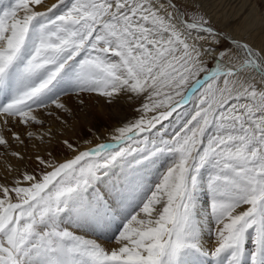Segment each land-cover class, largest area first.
<instances>
[{"label": "snow or ice", "instance_id": "6c2138e0", "mask_svg": "<svg viewBox=\"0 0 264 264\" xmlns=\"http://www.w3.org/2000/svg\"><path fill=\"white\" fill-rule=\"evenodd\" d=\"M222 3L0 9V148L34 149L0 183V264H264V7L257 42Z\"/></svg>", "mask_w": 264, "mask_h": 264}, {"label": "bare ground", "instance_id": "6f19581e", "mask_svg": "<svg viewBox=\"0 0 264 264\" xmlns=\"http://www.w3.org/2000/svg\"><path fill=\"white\" fill-rule=\"evenodd\" d=\"M225 2L223 8V11L217 10L216 12L219 17L216 18L218 22L223 23L224 21H230L231 24L234 27H237L240 30H246L248 27L255 25L256 26V32L254 33V36L256 37V41H259V28H260V9L263 7V4L259 0H223ZM50 3V0H47V4ZM6 6V3H4L3 0H0V9L4 8ZM216 17V15H215ZM97 98L91 99L89 101L90 107L94 104V101ZM71 103V102H70ZM102 103V102H101ZM74 106V105H73ZM97 109H99V106H96ZM122 109L123 106L121 107ZM124 114H121V112L117 113L114 112L115 119H112L111 121H117L119 119L125 118L128 114L130 116H133V112H123ZM81 116H83L81 114ZM14 131H20V127L13 128ZM8 136H10V133H6ZM102 136V133H100ZM75 140L76 137H73ZM103 139V137H102ZM82 143V141H81ZM18 145V144H17ZM17 145H12L8 152H5L3 148H0V183L5 182V176L7 175L8 167L11 165L13 167L18 166L21 162L17 160V158L11 156V151H19ZM33 166H29V168H32ZM13 177L8 176L7 179L11 180ZM102 243H105L107 245V241H101Z\"/></svg>", "mask_w": 264, "mask_h": 264}, {"label": "rangeland", "instance_id": "374dc122", "mask_svg": "<svg viewBox=\"0 0 264 264\" xmlns=\"http://www.w3.org/2000/svg\"><path fill=\"white\" fill-rule=\"evenodd\" d=\"M3 1H4V3H6V6H5V7L9 6L10 3L14 2V0H3ZM259 1H261V0H259ZM50 3H51V4L56 3V0H50ZM50 3H49V4H50ZM51 4L48 5V6H51ZM224 4H225V2L223 1L222 5H224ZM5 7H4V8H5ZM263 7H264V4H263ZM222 8H223V6H221V7L218 8V10L220 9L219 12H220V11H223ZM223 9H224V8H223ZM226 9H227V7L224 9V11H226ZM217 14H218V13L216 12V13H215L216 17L214 16V19H216V18L219 17V16H218L219 14H218V15H217ZM216 20H217V19H216ZM93 98H94V97H93ZM93 98H91V99H93ZM89 101H91V100H89ZM123 108H124V109H122V108L120 107L119 110L117 111V113L121 112V114H124V113H123L124 110H125V112H126V111H127V112H132L131 107H129V106H127V105H124ZM90 110L99 112V109H97L96 106H95V107H90ZM81 114L83 115V113H80V115H81ZM125 117H131V116H130V114H128V115L125 116ZM117 121H118V120H117ZM117 121H111V123H112V124H115V123H117ZM106 128H107V125H105L104 127H97V132H98V134L101 135L100 133H102L101 139H102V137H103V139H106ZM16 129H17V127H16ZM23 131H24L23 127H20V131H19V132H23ZM88 138H90V137H88ZM10 143H11V147H13L12 145H17V143H16L15 141H10ZM17 147H19L18 150L21 151V152H24V153L26 154V156H27V155H32V153L34 152V149L31 147V145H28L27 149L21 148V146H19V145H17ZM54 155H57L58 157L60 156V151H59V149H55V150H54ZM27 163H28L29 166H33V167H35V164H34L33 162H31V161H27Z\"/></svg>", "mask_w": 264, "mask_h": 264}]
</instances>
